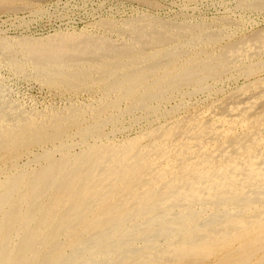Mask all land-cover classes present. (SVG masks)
<instances>
[{
  "label": "bare ground",
  "instance_id": "bare-ground-1",
  "mask_svg": "<svg viewBox=\"0 0 264 264\" xmlns=\"http://www.w3.org/2000/svg\"><path fill=\"white\" fill-rule=\"evenodd\" d=\"M49 1L0 11L39 18ZM228 9L1 36L3 65L62 105L28 110L0 89V264H264V77L213 88L264 72V28L247 32L264 0Z\"/></svg>",
  "mask_w": 264,
  "mask_h": 264
},
{
  "label": "rangeland",
  "instance_id": "rangeland-1",
  "mask_svg": "<svg viewBox=\"0 0 264 264\" xmlns=\"http://www.w3.org/2000/svg\"><path fill=\"white\" fill-rule=\"evenodd\" d=\"M135 1L136 0H55L53 1L54 4L52 1H49L43 4L44 8L42 6V11L48 10V12L46 13L44 11L45 14L39 18H32L28 12L25 13L19 11L21 13L18 12L19 14L15 17L11 13L0 11V38L3 36L8 38L12 37L11 39H14L27 37L29 35L28 37L39 39L42 37L46 38L52 36L59 31L64 32V30L80 32L84 28L90 30V25L101 19L113 18L115 21L121 22L125 19L136 16L140 12L156 15L163 20H175L180 14H185L192 18L211 21V19L216 17L218 18L219 16H225L226 12H224V10H229L228 8H231L236 0H227L229 3L226 0H194V3L191 4H188L185 0H154L158 4V6H154V8L151 6H143L141 4L139 5V3L137 1L136 3ZM56 2L59 3L57 4ZM184 7L188 8L184 10ZM14 17L18 19L14 20ZM263 26L264 12L255 14L253 16V24L247 27V32L251 33L257 31L260 28H264ZM112 38L114 40H118L117 36L113 35ZM2 61L3 60L0 55V89L7 99L16 103H20L24 107L26 106L25 108L28 110H31V108L33 109V107L42 109L44 106L50 104H56V106L62 105V101L54 97V94L50 92L48 88L42 86L39 82H36L33 79L31 80L30 77H28L30 80H27L26 76L14 74L3 65L4 63ZM251 77L248 78L240 76L235 80H230L231 82L227 80L223 84H218L217 86L213 87L214 91L216 90L214 100H216V97L217 100L222 98L223 95L221 92H219L221 87L225 89H223V92L227 93L236 86L243 85L247 82L251 83L254 80L263 78L264 72L262 70L255 71L254 77ZM84 97L85 96L81 97L82 101L87 100V98ZM195 98L191 100L190 105H203L209 101L205 94L201 96L199 95V97L197 96ZM168 105V108H172L174 105H176V102L169 103ZM171 105L173 106L171 107ZM178 112L179 115H184L186 110L182 109ZM163 122L164 119H161L157 123L161 124ZM124 123L127 126H130L129 120L124 121ZM139 127H141L140 124H137L136 126L133 125L129 128V132H125L127 135L125 133H120L119 135L117 134L114 139H116V141H122L127 137H134L137 134L138 129H140ZM19 164L24 165L26 164V161H21Z\"/></svg>",
  "mask_w": 264,
  "mask_h": 264
}]
</instances>
